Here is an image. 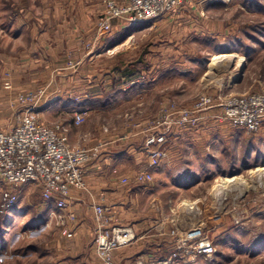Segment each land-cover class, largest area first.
I'll return each instance as SVG.
<instances>
[{"label": "rangeland", "instance_id": "374dc122", "mask_svg": "<svg viewBox=\"0 0 264 264\" xmlns=\"http://www.w3.org/2000/svg\"><path fill=\"white\" fill-rule=\"evenodd\" d=\"M112 2L121 7L119 0H0V101L10 100L9 123L33 105L44 124L68 127L71 147L98 148V159L111 134L152 169L169 157L161 145L169 129L186 156L152 172L163 200L178 191L174 175L192 185L173 195L176 221L216 226L217 253L202 263L264 264V129L250 135L221 108L235 96L264 93V0H184L147 23L131 22ZM220 55L229 57L212 66ZM76 113L84 114L80 124ZM198 125L201 134H190ZM188 203L194 212L179 215ZM55 212L38 187L21 190L18 204L0 214V264H80L57 234L58 227L70 232Z\"/></svg>", "mask_w": 264, "mask_h": 264}, {"label": "built area", "instance_id": "2783aa9c", "mask_svg": "<svg viewBox=\"0 0 264 264\" xmlns=\"http://www.w3.org/2000/svg\"><path fill=\"white\" fill-rule=\"evenodd\" d=\"M183 2L184 0H119L121 7H117L116 2L110 5L123 14V17L129 15L133 23H147L158 19L165 12L175 10ZM111 19L112 17L108 15L103 24L108 27ZM9 86V83H6V88ZM201 101L199 106L202 109L208 101L205 97H202ZM226 102L221 105V108L225 107L222 116L231 125L250 135H255L264 129V93L254 92L235 96ZM83 116L82 113H76L75 123L80 124ZM68 133L69 129L64 124L51 126L44 124L40 120V112H37L36 106L33 105H30L24 114H15L7 129L0 128L1 214L18 204L21 190L34 185L41 190L44 203L55 202L59 210L58 213L55 212L57 213L55 216L57 215V218L59 216L62 226H66L64 210L68 206L70 193L74 189L87 188L84 170L95 160L94 157L97 155L94 152L99 150L95 148L90 151L71 147ZM122 181L129 183L130 179L123 178ZM153 182L152 174L146 172L136 175L132 180L133 184L141 185ZM196 203H188L184 208L185 214H192ZM160 208L162 207L159 205V211ZM94 209L93 246L99 257L110 264L112 252L132 244L136 235L130 228L111 226L108 216L110 209L105 205L97 204ZM215 229L216 226L208 223L188 226L182 233L174 230L172 235L176 237V253L173 257L158 263L141 256L136 264H188L201 257L210 259L217 253V246L211 235ZM64 233L68 237L72 236L66 230Z\"/></svg>", "mask_w": 264, "mask_h": 264}, {"label": "crops", "instance_id": "0c3cea01", "mask_svg": "<svg viewBox=\"0 0 264 264\" xmlns=\"http://www.w3.org/2000/svg\"><path fill=\"white\" fill-rule=\"evenodd\" d=\"M55 18L58 19L57 16ZM46 33L47 31L44 30L42 35L44 36ZM54 34L55 37L60 38L62 29L57 30ZM92 82L95 81L92 80ZM9 103L10 100L0 101V128L4 130L10 126L9 120L12 116H10L12 110ZM46 109L48 110V108ZM198 128H200L199 125L194 127L190 130V134H201L202 131ZM196 129L198 130L194 132ZM166 132V137L162 139L166 142L161 141V145H164V150L167 155L169 154V157L161 165L156 164L158 167H153V169L151 165H147L144 160H141L140 152L131 154L128 150L120 148L121 137L114 139L111 134L106 135L105 138L102 137L100 157L93 160L84 170L87 188L72 190L67 200L68 206L64 210V214L67 229L72 236H64L63 227L62 229L57 228V234L63 236L68 244V254L77 262L80 264H107L94 249L90 248L95 239L94 206L97 204L105 205L110 209L108 216L111 226L130 228L136 235L132 244L112 252L110 264H136L141 256H144L146 260L159 263L174 256L176 237L172 235V231L182 233L187 227L181 223V216L180 218L178 216L179 221H176L177 218L174 219L175 206L172 198L173 195L180 194L178 191L181 190L186 194L192 185L183 175H174L172 181L178 185V191L170 192L171 194L167 197L164 195V200L160 197L162 196L160 195L161 189L158 184H155L156 177L152 170L161 171L160 169L175 168L182 164L183 157L186 156L179 153L177 144L173 147L174 144L172 145V142L169 141L171 137L169 129ZM183 138L178 137L177 139ZM177 150L178 152H176ZM140 151L143 152L144 149L142 148ZM170 154L173 156V160H171ZM177 155L178 157H176ZM133 159V170L127 171L124 164L127 160ZM148 169L153 176V183L142 185L132 183L136 175ZM191 173L188 172V174ZM123 178H129L130 182L123 183ZM183 202L188 201L184 200ZM159 205L163 207L161 212L158 210ZM184 208L177 207V213L183 215ZM204 261L207 259L201 257L196 262L188 264H203Z\"/></svg>", "mask_w": 264, "mask_h": 264}, {"label": "bare ground", "instance_id": "6f19581e", "mask_svg": "<svg viewBox=\"0 0 264 264\" xmlns=\"http://www.w3.org/2000/svg\"><path fill=\"white\" fill-rule=\"evenodd\" d=\"M226 57H229L228 55H220V56H216V57H214L213 58V62H212V66H215V65H217V63H219V60H221V59H223V58H226ZM245 62V58H242V64ZM262 170L264 171V168H262L261 170H259V171H261L262 172ZM227 181H233L234 179H226ZM244 182V181H243ZM228 183V182H227ZM242 183V182H241ZM223 185V184H222ZM244 185H245V183H244ZM246 186V185H245ZM223 187H224V185L222 186V188L221 189H223ZM188 205V204H187ZM186 205V206H187Z\"/></svg>", "mask_w": 264, "mask_h": 264}, {"label": "water", "instance_id": "95a60500", "mask_svg": "<svg viewBox=\"0 0 264 264\" xmlns=\"http://www.w3.org/2000/svg\"><path fill=\"white\" fill-rule=\"evenodd\" d=\"M243 74H244V67H243L242 72H241V77L235 83H239L242 80Z\"/></svg>", "mask_w": 264, "mask_h": 264}, {"label": "trees", "instance_id": "16d2710c", "mask_svg": "<svg viewBox=\"0 0 264 264\" xmlns=\"http://www.w3.org/2000/svg\"><path fill=\"white\" fill-rule=\"evenodd\" d=\"M259 7H263V5L262 4H260V5H258ZM254 41H256V42H259L258 41V38H254ZM1 214V213H0Z\"/></svg>", "mask_w": 264, "mask_h": 264}]
</instances>
